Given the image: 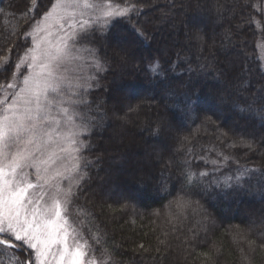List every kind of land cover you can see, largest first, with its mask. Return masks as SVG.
Wrapping results in <instances>:
<instances>
[{
	"label": "trees",
	"instance_id": "trees-1",
	"mask_svg": "<svg viewBox=\"0 0 264 264\" xmlns=\"http://www.w3.org/2000/svg\"><path fill=\"white\" fill-rule=\"evenodd\" d=\"M107 1L72 218L106 264H264V0ZM52 2L0 0V81Z\"/></svg>",
	"mask_w": 264,
	"mask_h": 264
},
{
	"label": "snow or ice",
	"instance_id": "snow-or-ice-1",
	"mask_svg": "<svg viewBox=\"0 0 264 264\" xmlns=\"http://www.w3.org/2000/svg\"><path fill=\"white\" fill-rule=\"evenodd\" d=\"M81 7L94 9L98 15L91 20L76 21V9ZM134 11L132 5L121 6L107 0L101 3L55 0L43 20L37 22L31 33L32 47L17 64L18 69L21 64L26 65L28 75L22 81L4 86L8 94L0 100V253L23 250L26 246L31 250L30 259L34 253L35 264H96L95 258L89 259L87 241L81 242L68 221L71 189L64 192L61 200L62 190L56 184L50 204L44 203L47 191L35 190L50 189L55 178L70 177L81 167L89 166L90 162L81 155L87 145L80 136L90 129L87 123L77 124L80 114L64 106L85 103L82 98L72 99L73 95H79L78 89L83 85L74 84L62 69L81 58L75 55L80 51L75 45L91 27L99 24L105 28L116 17H125ZM151 69L158 72L159 65L154 64ZM65 89L70 93L68 96ZM62 126L68 130L61 131ZM44 152H47L46 159H37V154ZM61 159H67L71 167L46 175L47 166ZM28 168L36 170L35 183L25 171ZM42 168L45 175H41ZM207 175L199 173L200 177ZM193 176L188 173L189 183H195ZM13 264H16L15 258Z\"/></svg>",
	"mask_w": 264,
	"mask_h": 264
},
{
	"label": "rangeland",
	"instance_id": "rangeland-1",
	"mask_svg": "<svg viewBox=\"0 0 264 264\" xmlns=\"http://www.w3.org/2000/svg\"><path fill=\"white\" fill-rule=\"evenodd\" d=\"M54 2H55V0H53L52 4ZM92 2L93 3H101L102 0H92ZM107 2H110V1H107ZM52 4L49 6V8L45 12H48L51 9ZM113 4H116V3H113ZM121 6H125V5H121ZM68 11H69V13L72 11L71 7H69ZM81 11H84L83 16L80 15ZM45 12H43L41 14V16L35 22H33L32 25L27 29L25 35L29 39L30 43H29L28 47L23 51V53L21 55H19V57L17 58L15 65H14V67H15L14 71H12L11 75L8 76V78L6 80L3 79L2 81H0V100H2L4 98V96L8 94V93L4 92V90H3L4 86H6L7 84H10V83H17L19 81H22L24 76L28 75L29 70L26 67V65L21 64L20 68L18 69L17 64L20 63L21 57H23L25 55L26 51L32 47L31 33L33 32L37 22H40L43 20ZM96 15H98V12H96V10H94V9L83 10L81 7V8L76 9V16L74 17V19L76 21H81L84 19L91 20ZM95 27H101V26L99 24L94 25L93 27H91L88 30L87 35L89 34L90 30L92 28H95ZM85 37L80 39L77 42V44L75 45V47L77 49H80V51L75 53V55H78L81 58L77 59V60H73L69 64H65L63 66V69H62V71L66 70L65 74L67 75L68 79L71 80L74 84L76 82H79L80 84L83 85V87L78 89L79 95L78 96L73 95L72 99H81V98L83 99L81 92L92 85V81L94 80V78H96L97 74L103 69V64L95 56V54L92 52L90 47L85 43V41H84ZM258 51H259V57L261 58L262 64L264 67V30H262V29H261L260 39L258 42ZM97 64H99V67H97ZM10 91L11 90H9V92ZM64 91H65V96H68L70 94L68 89H65ZM64 106L69 107L70 111H75V112L80 114L76 118L77 124L85 123L81 119L82 113L79 110V104L78 105L65 104ZM67 130H68L67 128H64L63 126L61 127V131H67ZM85 133L86 132L81 133L80 139L83 140L85 142V144L87 145V140L84 138ZM46 157H47V152H44L43 154H40V153L37 154V159H46ZM65 166L71 167V164L68 162L67 159L57 160L54 164L47 166L48 172L46 173V175L52 176L55 173V171H57V170L62 171ZM25 171L29 173V179L35 183L36 182V170L34 168H28ZM41 175H45V173L43 172V168L41 170ZM82 175H83V173H82L81 168H80L78 172L72 173L70 177L64 176V177L55 178L52 181V185H53L52 188H50V189L37 188L35 191L37 193H40L42 191H47V195L45 196L44 203L50 204L52 196L55 195V187L54 186L56 184H58L60 189L62 190L59 198L61 200H63L64 199V192H67L69 190V188L71 189V196H72V194L74 193L75 189L77 188V186L79 184V183H77V181L80 182ZM41 183H42V181H41ZM117 193L118 192H116L115 195H117ZM71 196H70V199H71ZM107 209L112 212V211H114L115 208H114L113 204H111L107 207ZM117 212H118V209H117ZM67 218H68V221L71 224V226L73 228H75L76 232L78 233L81 242L87 241L88 245L90 246L89 259L95 258L96 264H106L107 258H105L101 254H98V253H96V251H94V248L89 244V242L86 239V237H85L83 231L81 230L80 226H78L75 219L72 218V215L70 214V210H69V204L67 206ZM130 222H131V225H133L132 220H130ZM30 252H31V250L27 249L25 246V248L23 250L17 249V250H15V252H13L12 250H8L5 253H0V264H13V258H15L16 264H35L34 253L32 254V257L30 259V257H29Z\"/></svg>",
	"mask_w": 264,
	"mask_h": 264
},
{
	"label": "flooded vegetation",
	"instance_id": "flooded-vegetation-1",
	"mask_svg": "<svg viewBox=\"0 0 264 264\" xmlns=\"http://www.w3.org/2000/svg\"><path fill=\"white\" fill-rule=\"evenodd\" d=\"M19 250V249H18Z\"/></svg>",
	"mask_w": 264,
	"mask_h": 264
}]
</instances>
